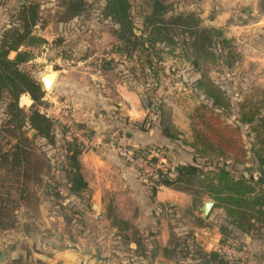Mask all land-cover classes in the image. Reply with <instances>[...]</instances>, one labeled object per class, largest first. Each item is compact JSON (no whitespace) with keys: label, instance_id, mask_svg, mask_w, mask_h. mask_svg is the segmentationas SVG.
Wrapping results in <instances>:
<instances>
[{"label":"rangeland","instance_id":"obj_1","mask_svg":"<svg viewBox=\"0 0 264 264\" xmlns=\"http://www.w3.org/2000/svg\"><path fill=\"white\" fill-rule=\"evenodd\" d=\"M0 1L1 30L11 20L13 13L11 7L21 0ZM29 1L39 4V22L34 33L43 41L28 47L32 59L21 63V68L30 72L34 78L40 79L46 72L58 73L59 57L68 60L69 63L88 56L105 60L111 55L114 60L110 69L105 68V63H100L101 68H105L111 74L110 81L120 79L130 88H138L141 93V106L143 107L145 102H152V109L143 119L146 121L145 125L147 122L151 124L157 122L160 118L162 122L160 124L165 125L181 143L192 141L196 143L197 148L198 146L203 148L205 147L203 141L208 138L207 127L212 120L218 128L223 124L234 126L233 118H239L241 112L258 107L264 102V46L261 44L264 41L263 0H129L136 26L135 33L140 35L144 32L143 36L149 37L151 41L146 42L144 48L135 50L122 47L118 38L112 34L115 25L101 14L104 0H86V10L67 22L58 21L62 0ZM152 12L167 22L162 25L161 33L152 29L150 21L144 19ZM187 15H193L191 20L183 21ZM204 29L209 30L212 35L210 42L203 38L201 30ZM196 31L198 32L194 34ZM14 54L11 52L9 57H13ZM199 83L202 85L200 89ZM57 86L45 89L43 103L38 106L41 113L54 121V142L48 143L45 139L34 138L32 137L34 131H27L36 154H41L49 163V167L41 172L42 186L36 193L38 209L35 213H28L22 206L15 208L13 205L11 210L9 209V214L4 220L13 221V225L0 229V264H11L14 259L23 256H27V264H51L48 258L41 255L47 256V252L53 254L56 249L63 246L71 248L76 244L82 246L91 236V232H94L95 236L99 230L96 224L88 221L89 218L86 217L89 216L88 208L75 205L73 209L72 205H66L63 209L58 206L59 200L68 195L62 190L65 184L64 176L58 170V166L61 162L66 163L65 143L76 138L70 136L66 126L59 121ZM211 86L225 93L229 104L225 111L210 110L211 102L203 91ZM22 95L27 97L21 99ZM22 95L18 99V104L23 110L28 111L32 100L28 94ZM29 99L30 103L26 104ZM5 105L6 99L3 98L0 101V150L3 152L14 142V138L8 134L4 125L7 117ZM65 117L69 118L66 114L61 116ZM100 121H97L99 124L97 130L106 134L107 127ZM84 122L91 125L88 121ZM73 123L81 130L82 136L94 130L87 123L80 124L75 121ZM138 123L141 122L133 126L127 123L126 132L137 127ZM247 131H250L249 126H243L242 142L246 146L250 142L254 148L259 149V153H264V149L258 147L256 143L255 132L250 131L247 136L244 134ZM121 135L125 134H117L115 138H122ZM115 141L117 153V148L121 144L130 147L127 141ZM82 145L86 147L85 144ZM149 147L156 152L155 146ZM178 147L185 156L187 153L192 156L194 153L199 154L193 147L188 146L186 149L181 147L180 143ZM202 153L206 154L207 158L218 156L217 152L208 148ZM246 161L249 167H255L250 153L246 156ZM176 164L179 163L173 160L171 166ZM205 170L206 174L203 177L192 179L190 184L182 182L173 185L184 190L192 200V207L182 210L191 226H197L199 222L202 202L206 199L214 200L203 191L204 183L212 175L210 172L213 170L212 166H206ZM136 171L144 184L153 188L160 185ZM13 173L14 171L7 166L0 167V198L1 203L8 204L7 207L12 206L10 200L14 201L17 198L16 186L13 184L17 177L13 176ZM4 191L10 192L9 199H6ZM77 210L83 213L85 218L80 219L76 216ZM89 211L92 212V208H89ZM60 212L64 214V221L59 224ZM222 214L223 211L215 207L214 201V206L207 217L212 215L209 222L217 223ZM187 225L189 226L188 222ZM84 232L86 236L81 240L80 235ZM259 232L249 236L248 243H243L241 239L238 242V245H241L238 247L240 253L238 264H264L262 246L264 226ZM108 238L106 235L102 238L101 246H104V240ZM111 240L107 241V247L113 246ZM174 241L181 245L180 253L188 251L187 246L182 247L181 240ZM96 242L97 240L94 243L97 244ZM53 264H58V261Z\"/></svg>","mask_w":264,"mask_h":264},{"label":"crops","instance_id":"obj_2","mask_svg":"<svg viewBox=\"0 0 264 264\" xmlns=\"http://www.w3.org/2000/svg\"><path fill=\"white\" fill-rule=\"evenodd\" d=\"M261 44L264 46V41ZM112 57L110 55L103 60L88 56L69 63L58 58V73L51 86L58 85V118L66 114L80 124L88 121L91 125H87L94 129L79 141L86 145L79 155V164L88 192L72 194L68 190L69 185L64 184L62 190L68 195L59 200L58 206L63 209L66 205H72L73 209L75 205L88 208L89 216L86 217L99 230L95 236L91 232L82 246H63L53 254L47 252L50 263L219 264L208 255L215 251L223 254L230 263L238 264L240 253L236 248L237 241L221 242L220 220L211 223L212 215L207 218L200 215L197 226H191L182 211L192 207V200L184 190L162 184L156 188L144 184L137 171L117 153L114 142L123 140L133 147H161V151L155 152L161 168H173V160L178 163L192 162L193 157L189 153L186 156L183 154L178 143L186 149L188 145L178 141L177 136L169 138L162 133L165 125H161L160 118L146 131L135 126L126 132L127 123L133 126L142 122L152 109V103L145 102L142 107L138 88H130L120 79L110 81L111 74L106 69L112 67ZM101 62L105 63L106 69L101 68ZM29 103L30 100L26 104ZM98 120L107 127L106 134L97 130ZM117 134L125 135L115 138ZM58 191L61 193L59 188ZM79 213L76 216L85 218L83 213L77 215ZM62 214L58 215L59 224L64 221ZM105 235L109 238L101 246ZM84 236L85 232L80 239L83 240ZM174 239L181 240L182 247L187 246L189 251L180 253L181 245L176 244ZM249 239L248 235L241 238L243 243H248ZM109 240L113 243L111 248L106 246ZM192 247L198 250V254L190 251Z\"/></svg>","mask_w":264,"mask_h":264},{"label":"trees","instance_id":"obj_3","mask_svg":"<svg viewBox=\"0 0 264 264\" xmlns=\"http://www.w3.org/2000/svg\"><path fill=\"white\" fill-rule=\"evenodd\" d=\"M61 2L62 10L58 16L60 22H67L80 16L87 8L86 0H62ZM10 10L13 11L11 20L6 27L0 30V101L3 98L6 99L7 117L4 125L8 134L14 138V142L8 150L4 152L0 150V167L7 166L14 171L13 176H16L17 180H14L13 184L16 186L17 198L14 201L10 200L12 205L10 207H7L8 204L4 202L1 203L0 198V229L13 225V221L4 220L13 205L15 208L24 207L28 213H35L38 209L36 193L42 186L43 174L41 172L49 167V163L41 154H36L27 131L33 130L32 137L34 138L45 139L48 143L54 142V121L38 109L46 93L43 84L40 79L34 78L30 72L20 67L21 63L32 59L28 47L38 45L43 41L34 33L35 26L39 22V4L34 1L21 0ZM101 14L115 25L112 34L118 38L125 49L144 48L146 42L150 41L149 37L143 36L144 32L140 35L135 33L136 26L131 15L129 0H104ZM191 16L182 17L183 21L191 20ZM144 19L150 21L152 29L158 33L163 31L162 25L167 23L153 12ZM201 32L204 40L210 42L212 38L210 31L204 29ZM11 52L15 53L13 57H9ZM201 86L199 83L198 88L200 89ZM203 93L211 102V111H225L229 106L225 93L218 88L211 86ZM22 94H28L32 100L28 111L23 110L18 104V99ZM22 97L27 96L23 95L21 99ZM151 103L148 101V104ZM144 121L137 125L141 131H146L152 125L151 122L145 125L146 121ZM233 124L234 126L223 124L221 128H218L212 120L207 127L208 138L203 141L205 147L202 144L203 148L201 146L197 148L195 142H184L199 153H194L192 162L179 163L173 168L159 167L156 183L165 186H173L182 182L190 184L192 179L203 177L206 174L205 167L211 165L212 175L204 183L203 191L214 199L215 207L223 211L219 222L221 242L236 240V248H238L241 246L238 242L243 235L252 236L264 226V153H259V149L254 148L250 142L246 146L241 138L242 127L248 125L250 131L255 132L254 138L258 147L264 149V102L258 107L241 112L239 118H233ZM250 131L244 134L249 136ZM162 133L169 138H174L165 126L162 127ZM65 144L66 163L61 162L58 166V170L64 176V183L69 185L68 190L72 194L88 192L79 164V155L84 146L76 139L69 140ZM205 148L217 152L218 156L207 158V155L202 153ZM155 149L156 152L161 151V147ZM134 150L136 153L145 155L151 148L149 146L134 147ZM249 153L255 167L248 166L246 156ZM157 160L155 154L149 158L153 164L157 163ZM241 165H243L242 168H238ZM255 173H257L256 176ZM4 193L7 196L6 199H9L10 192L4 191ZM193 248L190 251L198 254V250ZM208 255L211 260L219 264H234L219 252L211 251ZM26 260L27 256L19 257L11 264H27Z\"/></svg>","mask_w":264,"mask_h":264},{"label":"built area","instance_id":"obj_4","mask_svg":"<svg viewBox=\"0 0 264 264\" xmlns=\"http://www.w3.org/2000/svg\"><path fill=\"white\" fill-rule=\"evenodd\" d=\"M59 121L66 126L67 133L76 138L78 141H82L83 137L81 134V130L77 128V126L73 123V121L67 117L59 118ZM118 153L121 155L122 159L129 164L130 166L136 168L139 173L147 177L151 181L157 182L158 180V172L159 164L158 162L153 164L149 161V158L153 156L154 151L150 150L149 153L145 155L142 153H136L133 146L127 147L124 144L118 146Z\"/></svg>","mask_w":264,"mask_h":264},{"label":"water","instance_id":"obj_5","mask_svg":"<svg viewBox=\"0 0 264 264\" xmlns=\"http://www.w3.org/2000/svg\"><path fill=\"white\" fill-rule=\"evenodd\" d=\"M56 73H57L56 71L47 72L40 77V81L42 82L44 89H50L51 88V86H52L51 82H54V79L57 76ZM47 77H49L48 80H47ZM49 86H50V88H48ZM213 206H214V200H212V199L204 200V202L202 203V206L200 207L203 218H206L208 216V214L211 211V209L213 208ZM41 256L44 258H48L46 255H41Z\"/></svg>","mask_w":264,"mask_h":264},{"label":"bare ground","instance_id":"obj_6","mask_svg":"<svg viewBox=\"0 0 264 264\" xmlns=\"http://www.w3.org/2000/svg\"><path fill=\"white\" fill-rule=\"evenodd\" d=\"M48 79H49V78H48ZM48 79H47V80H48ZM51 83H52V82H51ZM50 86H51V85H50ZM50 86H49V87H50ZM49 87H48V88H49Z\"/></svg>","mask_w":264,"mask_h":264}]
</instances>
